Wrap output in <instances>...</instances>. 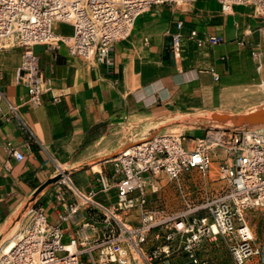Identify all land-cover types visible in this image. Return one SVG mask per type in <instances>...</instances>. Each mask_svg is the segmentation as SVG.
Masks as SVG:
<instances>
[{"label":"crops","instance_id":"obj_1","mask_svg":"<svg viewBox=\"0 0 264 264\" xmlns=\"http://www.w3.org/2000/svg\"><path fill=\"white\" fill-rule=\"evenodd\" d=\"M54 29L63 37L72 32L65 24ZM192 30L220 42L198 46L189 37ZM177 34L181 38L174 50ZM33 53L46 80L35 105L16 81L21 51L0 48V89L5 91L0 100V235L32 206L62 229L68 244L88 213L80 208L68 221H58L56 210L66 213V205L76 199L56 183L60 171L83 192L93 189L95 200L113 204L117 179L107 191L98 182L113 169L106 160L152 135L207 128L210 115L238 111L245 90L264 88V14L251 5H233L224 13L216 0H196L188 8L157 6L143 12L130 35L113 45L109 63L70 55L63 43L58 50L36 45ZM13 151L23 158L15 159ZM100 230L97 225L92 232ZM251 230L260 256L249 264H264V217ZM151 237L148 243L154 246L163 242ZM222 240H204L198 255L222 264ZM157 264L189 263L175 252L168 263Z\"/></svg>","mask_w":264,"mask_h":264},{"label":"built area","instance_id":"obj_2","mask_svg":"<svg viewBox=\"0 0 264 264\" xmlns=\"http://www.w3.org/2000/svg\"><path fill=\"white\" fill-rule=\"evenodd\" d=\"M192 1L0 0V48L5 49V43L10 41L11 48L21 51L16 81L27 88V101L35 105L40 102L46 80L38 68L34 46L58 50L63 43L70 55L109 63L113 45L130 35L143 12ZM216 1L224 13L233 5H251L264 14V0ZM56 24L68 25L71 34L57 35ZM178 27H182V22ZM189 37L198 46L220 42L216 36L199 38L196 30L190 31ZM180 38V34L172 37L174 50ZM4 98L5 91L0 89V100ZM9 110L15 108L9 106ZM215 133L219 134L215 142L209 140L212 130L190 141L189 136L171 130L152 135L106 160L113 169L100 176L98 182L101 191H107L111 181L117 179L116 201L110 205L95 200L93 189L80 190L68 174L60 171L56 183L76 199L66 205V213L56 210L58 221H68L80 208L88 213V219L65 244L59 226L51 225L39 208L27 207L21 238L9 251H1L0 264H82V257L87 259L86 264H152L175 252L186 256L189 264H207L198 255L202 242L220 236L227 239L234 264H249L260 256L246 212L264 209V137L249 128L221 129ZM214 147L223 155L217 180L224 184L212 196L194 202L182 182L184 177L191 178L192 171L206 176ZM12 155L17 160L23 158L14 151ZM164 180L176 185L183 202L181 210L166 214L160 197H152L159 194ZM155 200L157 205L150 203ZM97 225H101V230L92 232ZM151 235L164 243L147 252L145 246Z\"/></svg>","mask_w":264,"mask_h":264},{"label":"rangeland","instance_id":"obj_3","mask_svg":"<svg viewBox=\"0 0 264 264\" xmlns=\"http://www.w3.org/2000/svg\"><path fill=\"white\" fill-rule=\"evenodd\" d=\"M195 2L196 0L190 3L183 4V8H188ZM5 44L6 48H11L12 43L10 41L6 42ZM244 94L245 96L241 99V105L238 111L234 110L229 112L215 113L209 116L211 123L207 128H179L177 129V133L189 136L191 141V139H194L196 137L205 136L206 132L209 130H212V133H215L221 129L244 128L246 130L247 128H249L254 133L264 137V121H258L253 123L247 121L248 117H257L259 119H264V88H257L255 90H245ZM168 132L169 130L164 133ZM222 157L223 155L221 150L218 147H214L212 149V162L210 164V168L206 176H202L197 171H192L189 174L191 178L184 177L182 185L184 186L185 192L189 195L190 200L196 202L207 196H212L220 189V187H222L224 182L221 180H217L218 166ZM161 185L162 189L160 190L159 194L152 197H160V204L166 214L181 210L183 208V202L180 198L178 190L176 189V185L173 182L167 180L162 181ZM150 203L154 205L158 204L156 200L151 201ZM262 217H264V209H256L246 212V221L250 228L256 222H258V225H260L262 222ZM24 224L25 218L22 214V216H18V218L13 223L9 224L7 229L6 227L2 228V232L4 233L0 235V253L4 244L10 239L14 240L13 237L22 230ZM151 236L153 237V235ZM223 238L224 240L221 241L222 250L219 254L220 260L222 264H234L227 248V239L225 237ZM151 243L152 242L148 243L147 252H152L156 247V245L154 246ZM180 255L185 261L189 263L186 256H184L182 253ZM171 258L172 254L166 257L161 256L152 264H157L159 262L168 263ZM199 259L206 261L207 264H212V259L209 257L199 256ZM86 261L87 259L85 257L81 258L82 264H86Z\"/></svg>","mask_w":264,"mask_h":264},{"label":"bare ground","instance_id":"obj_4","mask_svg":"<svg viewBox=\"0 0 264 264\" xmlns=\"http://www.w3.org/2000/svg\"><path fill=\"white\" fill-rule=\"evenodd\" d=\"M7 42H8V41H7ZM174 131L177 132V129H175ZM218 138H219V134L212 133L211 135H209V140H210V142H215L216 140H218ZM21 235H22V232L20 231L18 234H16V235L13 237L14 240H12V239L8 240V241L4 244L2 250H3L4 252H7V251H9L10 249H12L13 246L15 245V242L21 238ZM69 249L72 250L73 247H70Z\"/></svg>","mask_w":264,"mask_h":264},{"label":"water","instance_id":"obj_5","mask_svg":"<svg viewBox=\"0 0 264 264\" xmlns=\"http://www.w3.org/2000/svg\"><path fill=\"white\" fill-rule=\"evenodd\" d=\"M247 121L250 123H253V122H258V121H264V119H259L257 117H248Z\"/></svg>","mask_w":264,"mask_h":264}]
</instances>
